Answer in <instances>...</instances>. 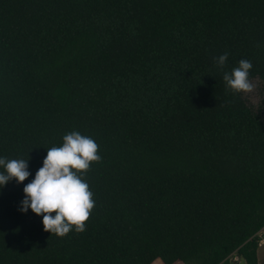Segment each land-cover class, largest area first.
Returning a JSON list of instances; mask_svg holds the SVG:
<instances>
[{
	"label": "trees",
	"instance_id": "1",
	"mask_svg": "<svg viewBox=\"0 0 264 264\" xmlns=\"http://www.w3.org/2000/svg\"><path fill=\"white\" fill-rule=\"evenodd\" d=\"M241 59L264 85V0H0V158L31 173L0 187V264H264V119L223 80ZM73 131L101 160L59 237L19 209Z\"/></svg>",
	"mask_w": 264,
	"mask_h": 264
},
{
	"label": "clouds",
	"instance_id": "2",
	"mask_svg": "<svg viewBox=\"0 0 264 264\" xmlns=\"http://www.w3.org/2000/svg\"><path fill=\"white\" fill-rule=\"evenodd\" d=\"M227 61L228 53L214 58L220 69ZM252 68L251 61L241 59L238 67L224 72L226 87L236 94L252 92ZM47 150L43 166L37 170L35 178L24 186L25 197L19 210L27 213L30 208L36 215L42 216L44 231L52 235L65 237L73 227L76 232H83L94 208L93 193L83 175L93 161L101 160L97 154L98 145L92 138L73 131L63 137L62 146ZM0 168L3 169L0 171V187L12 180L21 184L31 176L29 159L0 158Z\"/></svg>",
	"mask_w": 264,
	"mask_h": 264
},
{
	"label": "rangeland",
	"instance_id": "3",
	"mask_svg": "<svg viewBox=\"0 0 264 264\" xmlns=\"http://www.w3.org/2000/svg\"><path fill=\"white\" fill-rule=\"evenodd\" d=\"M254 87L253 91L250 93H242L243 98L245 99L248 106H250L255 111H260L264 119V85L259 79L251 80ZM260 239L259 248L257 250V259L259 263H264V229L258 233ZM232 264H237L232 261ZM238 264H244V261L240 259Z\"/></svg>",
	"mask_w": 264,
	"mask_h": 264
},
{
	"label": "built area",
	"instance_id": "4",
	"mask_svg": "<svg viewBox=\"0 0 264 264\" xmlns=\"http://www.w3.org/2000/svg\"><path fill=\"white\" fill-rule=\"evenodd\" d=\"M230 260L236 262L237 264H238V262H240V258L237 255H235V254H233L231 256Z\"/></svg>",
	"mask_w": 264,
	"mask_h": 264
}]
</instances>
